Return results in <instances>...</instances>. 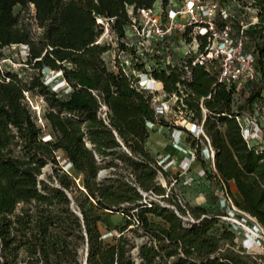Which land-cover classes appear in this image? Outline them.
<instances>
[{
    "label": "trees",
    "instance_id": "1",
    "mask_svg": "<svg viewBox=\"0 0 264 264\" xmlns=\"http://www.w3.org/2000/svg\"><path fill=\"white\" fill-rule=\"evenodd\" d=\"M155 1L0 0V264H83L84 258L85 264H264V242L261 252L243 249L228 220L181 202L158 181V171L164 178L169 171L149 151L146 122L167 123L155 117L151 94L103 59L112 47L96 42L104 23L123 47L131 16ZM218 2L227 17L218 10L215 24H229L241 38L256 76L237 89L217 81L216 63L192 65L190 79L181 78L177 65L151 75L167 95L176 92L184 113L199 118L204 96L203 128L215 153V170L203 162L204 175L216 185L222 180L234 204L264 228V146L249 144L235 118L264 104V0L250 2L256 20L246 28L226 0ZM59 80L64 85H55ZM24 91L42 99L43 125ZM185 141L198 142L189 135ZM47 163L51 169L40 178ZM142 191L156 198L144 200ZM103 211L124 222L102 230L109 222Z\"/></svg>",
    "mask_w": 264,
    "mask_h": 264
},
{
    "label": "built area",
    "instance_id": "2",
    "mask_svg": "<svg viewBox=\"0 0 264 264\" xmlns=\"http://www.w3.org/2000/svg\"><path fill=\"white\" fill-rule=\"evenodd\" d=\"M179 1L175 3L172 0H166L165 3L161 2L159 5L153 4L149 7L137 8L136 13L131 16V20L127 25L131 39H127V32L120 38L124 46L118 48L119 45L117 44L116 52L113 54V67L115 69L120 68L125 74L129 75L137 88L151 94L150 104L154 108L155 117H162L167 124L153 120L147 121V126L149 129L157 126L163 127L170 132L169 139L172 146L182 154L178 163L180 169L182 171L188 169L193 161L200 158L206 160L210 167L215 170L214 149L203 128V120L207 113V108L202 102L204 96L200 97L198 103L200 108L199 118L193 115L191 111L184 113L180 106L183 105L181 99L179 100L180 104L176 103L178 98L176 92L167 95L163 91L162 82L151 75V70L177 65L182 69L181 78L184 80L191 78L190 67L192 65L201 64L209 68L211 64L216 63L217 81L226 86L234 84L235 88L238 89L243 86L245 81L256 76L253 67V56L250 52L243 50V41L239 36L232 35L229 24L223 26L215 24L214 15L218 10H220L222 17H227V10L219 7L218 0ZM246 26L247 24H243L244 28ZM103 28L104 30L96 42L104 41H101L104 35L109 36L110 39L112 37L116 43V38L107 27V22L104 23ZM19 46L22 50L26 47L24 44ZM12 47L14 46L12 45ZM171 49L177 51L179 60L176 62H173L170 58L169 50ZM7 60L8 58L1 61L6 62ZM56 73L58 71L51 74L54 76ZM48 79L50 78L48 77ZM60 81L63 82V80H59L55 85H58ZM24 93L30 101L27 92L24 91ZM160 94L163 95L160 96ZM205 96L209 97L210 92ZM99 108L100 116L105 118L107 108L105 105H101ZM169 114H174L175 117L167 120L166 116H169ZM235 118L239 122L242 136L246 141L249 144L258 143L255 130V127H258L256 120L250 114L235 115ZM186 135L198 142L194 145L190 143L183 145L180 141L181 139L185 140L183 136ZM49 137L48 133L44 135L45 139ZM170 156L168 153L158 156V164L167 169L163 162L169 159ZM61 163L65 170L70 167V163L65 158H61ZM204 174L205 170L201 167L198 175L203 176ZM162 175V172L158 171L157 179L161 184L159 177ZM187 179L192 180L193 176L189 175ZM162 185L166 186L165 184ZM218 187L223 189L224 194L220 198L221 205L227 208L225 212L220 213V217L230 222L235 233L238 231L244 234L240 241L237 238L240 246L247 251H251L250 248L253 242H257L262 247L264 239L261 238L264 235V228L255 217L234 204L227 185L222 180ZM142 195L144 200L146 198H156V195L151 191H142ZM237 211L241 213V220L233 217L234 212ZM180 216L184 220L189 218L188 215ZM247 219H251L253 222L242 230L241 226L245 227Z\"/></svg>",
    "mask_w": 264,
    "mask_h": 264
},
{
    "label": "rangeland",
    "instance_id": "3",
    "mask_svg": "<svg viewBox=\"0 0 264 264\" xmlns=\"http://www.w3.org/2000/svg\"><path fill=\"white\" fill-rule=\"evenodd\" d=\"M163 0H156L155 5H159ZM176 3V1L179 0H172ZM252 0H226V4L228 5L227 8H229V11H231L233 14H235L238 19L241 20L242 23L247 24V26H252V22L256 20V9L253 8L250 5V2ZM180 3V1H179ZM130 11V9H128ZM34 12L33 6L30 5L27 8V14L28 17H31V14ZM34 29H37L34 24ZM126 37L127 39H131L130 30H126ZM106 40L109 41L112 44V47L108 50H106L103 53V59L106 61L107 65L110 68L113 67V54L116 52L117 44L113 41L112 37L110 39L109 36H102L101 41ZM175 45V44H174ZM181 46V45H180ZM173 47V46H172ZM23 50L20 49L19 53H13L14 57L17 59L16 61H19V57L22 56ZM170 58H172L173 62L178 61L177 58V51L175 49L169 50ZM16 61H12L10 58L6 61L7 63H11L13 67H18L19 63ZM115 69V68H114ZM58 85H64L63 82H59ZM163 94H160L162 96ZM263 100H264V91H263ZM43 105V101L36 97H30L29 101V107L34 113L36 114V123L38 125H43V120L40 117L41 114V106ZM177 115H179L177 113ZM251 116L256 120L257 126L255 127V130L257 132L256 138L258 143H261L264 146V137L261 136L264 134V104L258 102V107L255 109L254 114ZM175 117L174 114H169V116H166V119L169 120L170 118ZM170 132L167 131L166 128H160L157 126L156 128L153 127L151 129V132L149 134L148 140L146 141V144L149 148V151L152 155H156L157 157L160 155H163L165 153H168L170 156L171 161L168 163L169 159L165 160L163 163L167 167V171H169V176L164 178V176H160V181L162 184H165L166 187L171 188L177 195L179 196V199L181 202L183 200L188 201L190 204H200L207 208V210L210 213H223L225 210H227L226 206H222L220 202V198L223 197V189L221 187H218L215 183L209 181L205 175L199 176L198 172L199 169L202 167V163L205 162L207 164L206 160L198 159L191 163L190 167L186 170H181L179 167V160L182 156L181 152L178 149H175L172 146V143L169 139ZM185 137V136H183ZM182 137V138H183ZM183 145H186L188 142H185L184 139H181L180 141ZM168 163V165H167ZM51 164L47 163L43 166L42 170L43 172L41 175L43 177L46 176L45 172L50 171ZM101 175L105 174L104 170H101ZM192 175L193 179L189 180L187 176ZM169 179V183L166 184V180ZM104 212V211H103ZM108 218V223L106 225L101 226V229L104 230L106 226H114L116 225H122L124 222L123 218L119 213H111V212H104ZM241 213L237 211L234 212L233 217L237 218L238 220H241ZM253 220L247 219L245 227L241 226L242 230L244 228H247V225H251ZM114 232V230H112ZM237 238L242 239L244 237V234L237 231ZM135 239L140 240V237L137 236ZM264 239V235H262V238ZM263 244V243H262ZM250 252H261L263 251V247H260L257 242H253L252 247L250 248Z\"/></svg>",
    "mask_w": 264,
    "mask_h": 264
},
{
    "label": "crops",
    "instance_id": "4",
    "mask_svg": "<svg viewBox=\"0 0 264 264\" xmlns=\"http://www.w3.org/2000/svg\"><path fill=\"white\" fill-rule=\"evenodd\" d=\"M228 185L230 186L232 193L234 195L237 194L236 187H235V185H233V183L231 181L228 183Z\"/></svg>",
    "mask_w": 264,
    "mask_h": 264
},
{
    "label": "water",
    "instance_id": "5",
    "mask_svg": "<svg viewBox=\"0 0 264 264\" xmlns=\"http://www.w3.org/2000/svg\"><path fill=\"white\" fill-rule=\"evenodd\" d=\"M40 178H42V175H40ZM85 263H86V260H85V258H84L83 264H85Z\"/></svg>",
    "mask_w": 264,
    "mask_h": 264
},
{
    "label": "bare ground",
    "instance_id": "6",
    "mask_svg": "<svg viewBox=\"0 0 264 264\" xmlns=\"http://www.w3.org/2000/svg\"><path fill=\"white\" fill-rule=\"evenodd\" d=\"M149 82L151 83V80Z\"/></svg>",
    "mask_w": 264,
    "mask_h": 264
}]
</instances>
